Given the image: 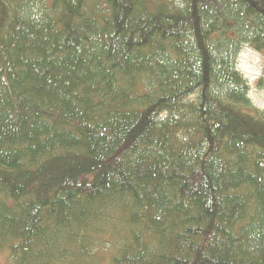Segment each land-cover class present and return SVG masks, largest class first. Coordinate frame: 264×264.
<instances>
[{
  "label": "trees",
  "instance_id": "16d2710c",
  "mask_svg": "<svg viewBox=\"0 0 264 264\" xmlns=\"http://www.w3.org/2000/svg\"><path fill=\"white\" fill-rule=\"evenodd\" d=\"M264 0H0L9 264H264Z\"/></svg>",
  "mask_w": 264,
  "mask_h": 264
},
{
  "label": "rangeland",
  "instance_id": "374dc122",
  "mask_svg": "<svg viewBox=\"0 0 264 264\" xmlns=\"http://www.w3.org/2000/svg\"><path fill=\"white\" fill-rule=\"evenodd\" d=\"M36 1V0H32ZM159 1V0H158ZM169 1V0H163ZM236 68L248 81L252 106L264 110V57L249 46H244L236 60ZM9 251H0V264H9Z\"/></svg>",
  "mask_w": 264,
  "mask_h": 264
}]
</instances>
